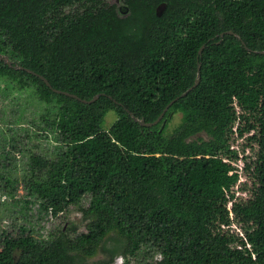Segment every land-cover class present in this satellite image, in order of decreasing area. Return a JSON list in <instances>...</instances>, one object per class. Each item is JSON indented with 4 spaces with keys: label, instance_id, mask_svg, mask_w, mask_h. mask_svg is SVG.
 <instances>
[{
    "label": "trees",
    "instance_id": "1",
    "mask_svg": "<svg viewBox=\"0 0 264 264\" xmlns=\"http://www.w3.org/2000/svg\"><path fill=\"white\" fill-rule=\"evenodd\" d=\"M121 2L0 0L1 89L31 93L43 106L36 126L55 142L54 155H29L21 182L0 172V193L14 199L21 186L24 204L52 217L88 199L84 232L2 231L0 264H88L99 252L104 258L91 264L119 255L130 264L140 251L137 264H264V0ZM198 67V86L180 97ZM205 86L214 129L206 154L133 151L102 127L113 111L154 142ZM171 102L156 125L139 123ZM251 132L243 200L231 146Z\"/></svg>",
    "mask_w": 264,
    "mask_h": 264
},
{
    "label": "rangeland",
    "instance_id": "2",
    "mask_svg": "<svg viewBox=\"0 0 264 264\" xmlns=\"http://www.w3.org/2000/svg\"><path fill=\"white\" fill-rule=\"evenodd\" d=\"M106 1L123 9L121 0ZM2 86L4 85L0 83V172L19 183L26 170L29 155L32 153L54 155L55 142L51 136L46 138L43 130L36 126L43 112L42 104L29 92L11 89L6 94L1 89ZM206 93L205 86L200 102L171 114L154 142L148 141L137 129L122 127L113 111L106 113L102 127L110 135L115 134L119 144L133 151L178 158L203 155L212 146L214 137ZM16 118H19L18 121ZM251 134L252 132L236 139L231 146V149L238 153V161L234 164L240 175L239 183L234 190L239 196L237 198L243 200L250 197L252 185L249 173L243 171L242 160L243 158L254 160L252 147L247 141ZM242 187L245 188L244 191H241ZM23 193L21 186L17 187L14 199L0 193V234L12 228L17 230L19 226H24L39 238H46L50 233L68 226H77L79 232L85 231L81 208L87 206V198H83L79 204L70 206L57 217H52L50 214L40 213L37 205H25ZM230 207L231 203L228 204V208ZM233 228L240 234L239 228L235 226ZM112 243L113 240L110 239L107 246ZM246 247L249 248V244ZM143 254L144 251H140L136 257L130 258V264H137L141 259L144 261ZM103 258L104 254L99 252L89 259L88 264ZM158 258L159 256L155 255L154 260ZM146 263H151V257H147ZM112 264H124V257L117 256Z\"/></svg>",
    "mask_w": 264,
    "mask_h": 264
},
{
    "label": "water",
    "instance_id": "3",
    "mask_svg": "<svg viewBox=\"0 0 264 264\" xmlns=\"http://www.w3.org/2000/svg\"><path fill=\"white\" fill-rule=\"evenodd\" d=\"M228 33L231 34L232 32H228ZM222 35H223V34H221L220 36H222ZM203 48H204V46H202V47L200 48V50L198 51V54L201 53V51L203 50ZM259 53H260V54H264V51H261V52H259ZM0 58H1V57H0ZM5 61L8 63L7 60H5ZM8 64H9V63H8ZM31 73H32V72H31ZM39 77H40L41 80H43V81L45 82V84H46L47 86L50 87V85H49V83H48V81H47L46 79H44L42 76H39ZM200 79H201V77H200V68L198 67V68H197L196 79H195V82H194L193 86L190 87L186 92H184L180 97H184L189 91H191V90H193L194 88H196V87L198 86L199 82H200ZM50 88H51V87H50ZM54 91H55L56 93H61V94H64V95H66V96H70V97H72V98L77 99L76 96H74V95H70V94L67 93V92H62V91H58V90H57V91L54 90ZM98 97H99V95L95 96V97H94L93 99H91L90 101H83V102H85V103H91V102L97 100ZM172 103H173V102H171L170 104H168V106H166V108L164 109L163 113H161L160 116H159L154 122H152V123L139 122V123H140L141 125H143V126H147V127H151V126L156 125L157 123L160 122V120L162 119L164 113L166 112V110L169 108V106H170ZM136 121H137V120H136Z\"/></svg>",
    "mask_w": 264,
    "mask_h": 264
}]
</instances>
